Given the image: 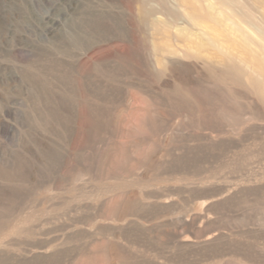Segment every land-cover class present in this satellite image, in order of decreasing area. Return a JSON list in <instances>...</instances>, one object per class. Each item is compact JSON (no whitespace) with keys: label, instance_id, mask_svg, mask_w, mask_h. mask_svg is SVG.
Instances as JSON below:
<instances>
[{"label":"rangeland","instance_id":"374dc122","mask_svg":"<svg viewBox=\"0 0 264 264\" xmlns=\"http://www.w3.org/2000/svg\"><path fill=\"white\" fill-rule=\"evenodd\" d=\"M0 264H264V0H0Z\"/></svg>","mask_w":264,"mask_h":264},{"label":"bare ground","instance_id":"6f19581e","mask_svg":"<svg viewBox=\"0 0 264 264\" xmlns=\"http://www.w3.org/2000/svg\"><path fill=\"white\" fill-rule=\"evenodd\" d=\"M142 15V14H141ZM74 37V36H73ZM228 65V64H227ZM232 66V65H231Z\"/></svg>","mask_w":264,"mask_h":264}]
</instances>
